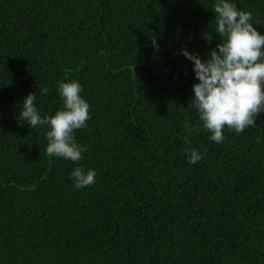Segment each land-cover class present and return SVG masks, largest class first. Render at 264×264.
Wrapping results in <instances>:
<instances>
[{"label": "trees", "instance_id": "1", "mask_svg": "<svg viewBox=\"0 0 264 264\" xmlns=\"http://www.w3.org/2000/svg\"><path fill=\"white\" fill-rule=\"evenodd\" d=\"M229 2L264 35V0ZM215 3L0 0V264H264V113L210 140L181 54L220 42ZM71 81L90 106L75 163L19 116L29 93L55 115ZM76 167L95 183L77 189Z\"/></svg>", "mask_w": 264, "mask_h": 264}, {"label": "clouds", "instance_id": "2", "mask_svg": "<svg viewBox=\"0 0 264 264\" xmlns=\"http://www.w3.org/2000/svg\"><path fill=\"white\" fill-rule=\"evenodd\" d=\"M215 14V36L219 43L208 53V59L202 60L197 54L182 50L188 60L194 64L193 72L199 83L193 85L194 99L199 118L211 135L209 139L220 143L224 139L227 127L236 133H242L249 126L256 125V117L264 113V35L253 26L252 14L240 11L229 0H216L213 6ZM211 43L213 35L204 37ZM158 50L156 40L152 41ZM47 94L45 87L40 90ZM63 107L55 115L41 118L34 101L35 93H29L19 113L21 121H27L32 128L48 126V141L45 149L47 156L78 162L86 149L77 144L74 132L87 127L89 104L80 95L82 88L76 81L61 82L58 85ZM186 131H198L184 125ZM186 143H191L186 140ZM189 153V164L203 159L195 148H185ZM74 186L81 189L95 183L96 172L76 167L71 172Z\"/></svg>", "mask_w": 264, "mask_h": 264}]
</instances>
